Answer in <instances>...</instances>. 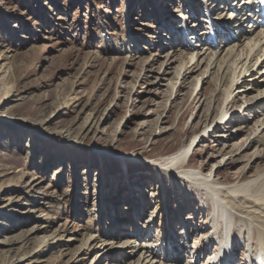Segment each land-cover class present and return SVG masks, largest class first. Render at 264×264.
<instances>
[{
  "label": "rangeland",
  "instance_id": "374dc122",
  "mask_svg": "<svg viewBox=\"0 0 264 264\" xmlns=\"http://www.w3.org/2000/svg\"><path fill=\"white\" fill-rule=\"evenodd\" d=\"M186 3L0 0V77L11 86L0 99V264H133L121 253L103 257L104 242L137 233L138 243L157 245L180 234L179 213L194 217L188 230L205 228L206 214L197 213L203 200L213 209L212 201L164 164L195 136L181 169L218 170L228 183L264 172V128L252 134L264 118L256 108L264 94H238L230 114L244 115L210 127L223 103L221 83L204 77L202 57L190 64L185 47L167 53L177 38L189 42L166 29L185 16L205 25L203 5L191 16ZM229 75L220 76L222 86Z\"/></svg>",
  "mask_w": 264,
  "mask_h": 264
},
{
  "label": "bare ground",
  "instance_id": "6f19581e",
  "mask_svg": "<svg viewBox=\"0 0 264 264\" xmlns=\"http://www.w3.org/2000/svg\"><path fill=\"white\" fill-rule=\"evenodd\" d=\"M184 1L187 2L186 7H189L191 16L196 10L198 2L203 5L208 13L203 21L205 25H201L199 19L183 16L186 22L182 27L180 26L181 28L177 24L175 27L165 28L166 34L171 37L175 36V33L181 29L183 33L188 34L190 40L197 38L192 47L181 38H177L173 41L174 52L168 51L167 53L171 56L175 54L179 56L182 52L180 47H185L191 51L189 63L193 64L202 57V60L206 63L204 77H207L209 73L213 74L216 83L218 85L221 83L218 87L222 90L223 103L218 111L217 118L209 125L211 127L212 124H215V129H220L237 114L244 115L240 112L230 114L231 110L229 108L234 97L240 94L243 98H246L248 93L254 91V89H258L261 95L264 94V31L260 27H255V24L250 25V22L256 21V0H223L227 7L224 5L221 8L214 3L215 0L212 1L213 8L210 0ZM216 7L221 11L217 12L218 17L214 18ZM209 18L212 19V28L206 24L209 22ZM210 30H213L217 42L212 39ZM232 31L236 36L232 34ZM215 43H218L217 48ZM208 49H212L213 53L209 54ZM225 51L227 54L224 55ZM228 71H230L229 82L227 85L222 86L223 82L220 76L227 74ZM242 80L246 81L242 82ZM238 85L240 86L237 87ZM236 87L239 89L235 92ZM250 88L253 89L250 90ZM10 91L11 86L8 79L1 76V101L6 100ZM257 107L264 109V98L258 99ZM259 113L264 115L263 111ZM227 119H229L228 122H226ZM261 128H264V118L262 120L260 118L256 119L252 133L255 138L259 136ZM197 137L195 136L188 144L169 154L164 159L166 161L164 164L167 165L166 167L169 165L170 167L175 166L173 171H165L177 174L205 191L206 199L211 200L213 203V209H211L209 202L205 203L203 200V207L197 213V217L205 213L207 218L205 220H209V225L206 224L205 228L198 227L196 231H190L187 226H189V222L193 221L194 217L190 214L189 217H185L187 219H182L181 213H179L176 216L175 224L180 229V234L175 232V234L168 235L166 240L158 239L157 245L145 241L138 243L137 233L131 237L121 239L117 244L114 241H105L104 244L109 245V248H105L101 252L103 257L111 255L113 257L114 253H121L122 256H126L127 260L129 259L128 261L133 260V264H156V258H159L160 261L165 259L170 261V258H172L170 264H182L185 257L189 258L186 264H198L200 261H202V264H264V172L254 179L228 183L217 178L218 170L204 173L202 170L193 168L181 169V166L185 165L190 155L193 154L192 145L196 142ZM253 141L254 139H249V145L254 143ZM256 155L258 157H255V159L260 157V153ZM156 167L159 171L163 170L158 166ZM216 169H219V164ZM164 207L165 204H161L159 210ZM196 224L198 225V223ZM197 233L200 234L195 237ZM90 239H92V236H90ZM192 240L195 241L193 245L190 244ZM162 245H167L171 250L172 247L175 246V248H173V252L169 250L168 255V253L160 252ZM213 247H215V251L212 250ZM130 248L134 251L128 252ZM242 250L245 251V255L239 258L238 255ZM174 253L175 255H172ZM164 254L165 256H163Z\"/></svg>",
  "mask_w": 264,
  "mask_h": 264
}]
</instances>
